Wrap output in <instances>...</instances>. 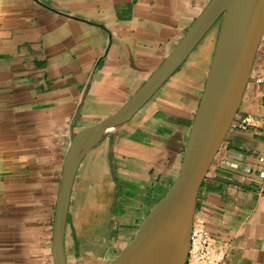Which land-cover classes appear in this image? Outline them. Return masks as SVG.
Wrapping results in <instances>:
<instances>
[{
  "label": "crops",
  "instance_id": "0c3cea01",
  "mask_svg": "<svg viewBox=\"0 0 264 264\" xmlns=\"http://www.w3.org/2000/svg\"><path fill=\"white\" fill-rule=\"evenodd\" d=\"M209 1L0 0V264H55L53 222L71 141L127 103ZM219 26L81 156L66 264H111L174 186ZM257 60L193 216L223 252L221 264H264V41ZM245 116L252 125H242Z\"/></svg>",
  "mask_w": 264,
  "mask_h": 264
},
{
  "label": "water",
  "instance_id": "95a60500",
  "mask_svg": "<svg viewBox=\"0 0 264 264\" xmlns=\"http://www.w3.org/2000/svg\"><path fill=\"white\" fill-rule=\"evenodd\" d=\"M220 21L205 85L178 177L129 245L111 264H150L161 251L165 264H185L198 190L234 120L264 34V0H210L160 66L115 114L82 130L65 156L53 222L55 264H66L63 235L75 172L89 139L131 117Z\"/></svg>",
  "mask_w": 264,
  "mask_h": 264
},
{
  "label": "built area",
  "instance_id": "2783aa9c",
  "mask_svg": "<svg viewBox=\"0 0 264 264\" xmlns=\"http://www.w3.org/2000/svg\"><path fill=\"white\" fill-rule=\"evenodd\" d=\"M264 41V34L261 39V43L258 47L257 54L255 57V63L257 60L258 53L261 50L262 42ZM258 61V60H257ZM259 62V61H258ZM260 63V62H259ZM255 65V64H254ZM259 68V65H255ZM257 80H261L259 77ZM261 123H264V106L261 117L259 118ZM243 126H249L253 124L252 117L245 116L242 119ZM258 162L262 165L259 170V177L264 180V155L257 158ZM224 258V254L221 250H217L212 241L207 230L200 223H194L192 225L189 233V243H188V253L185 264H221Z\"/></svg>",
  "mask_w": 264,
  "mask_h": 264
},
{
  "label": "bare ground",
  "instance_id": "6f19581e",
  "mask_svg": "<svg viewBox=\"0 0 264 264\" xmlns=\"http://www.w3.org/2000/svg\"><path fill=\"white\" fill-rule=\"evenodd\" d=\"M108 129H105L103 131H101L100 133L96 134L95 136H93L92 138L89 139V143L94 142V140L101 136L103 133L107 132ZM150 264H165V255L161 252V251H157L155 253H153V255L151 256L150 259Z\"/></svg>",
  "mask_w": 264,
  "mask_h": 264
}]
</instances>
